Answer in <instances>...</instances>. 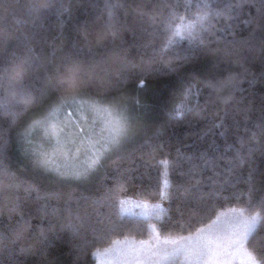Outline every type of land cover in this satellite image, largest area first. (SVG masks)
<instances>
[{"label":"trees","instance_id":"obj_1","mask_svg":"<svg viewBox=\"0 0 264 264\" xmlns=\"http://www.w3.org/2000/svg\"><path fill=\"white\" fill-rule=\"evenodd\" d=\"M29 2L30 0H18L9 13L0 19V37L5 32L9 34L7 54L15 51L18 56H23L25 47L19 44L17 38L22 39V33L31 35L34 31L35 36L31 41L33 53H44L52 61L45 66H35L33 71L25 73L24 84L28 91L36 96L40 89L48 87V78L55 76L57 65H60V71L64 72L59 57L69 50L73 39H80V42L85 44L80 55L81 79L84 83L78 88L63 85L51 89L47 98L39 104L26 105V98L18 97L13 110L20 114L14 123L9 117L0 116V125L9 129L6 135L11 137L6 159L0 157V164L8 165L9 170L15 172L21 180L31 181L40 187L39 193L35 190L26 193L23 185L19 189L0 193V204L3 203L4 195L18 197L15 210H12L11 203L0 206V232L7 236L6 239L0 240V264H9L17 259L23 261V264H44L45 258L38 254L42 247L41 226L49 237L47 258L54 260V264H74V261L76 264H97L95 249L104 250L112 246L114 241L124 238H149L151 230L147 223H144L145 218L123 215L119 201L124 197L161 201L159 183L163 178V160L170 162L169 177L173 185V198L171 205L167 201L165 208L168 212L164 217L153 218L151 221L160 235L195 234L197 229L210 224L216 219L217 213L227 208L245 207L248 212L258 210L247 205L248 185L245 181L249 171L255 169L254 183L258 189L264 187V150L253 152L249 160L234 169L233 177L239 178L234 179V187H228L225 193L233 195L227 200L218 198L215 207L207 213L203 212L199 201L194 198L197 194L187 196L181 188L176 187L189 182L188 175L182 174L189 173L193 166H196L201 186L207 191L213 180H223L224 176L228 175L225 170L236 156L237 149L246 152L248 143L264 145V134L254 126L264 94V83H261L259 78L264 53L256 50L225 55L223 41L216 39L218 36L232 39L233 31L239 38H246L253 31L258 37L261 29L255 24L246 23L249 16L255 13V9L245 5L238 16L233 14L232 20L227 19V14L216 15L213 11L214 18L210 21L212 29L205 33V38L210 43L202 54L203 59L197 65L202 68L209 62H218L219 70L209 76L212 79H223L229 70L237 73L241 90L232 93V99L224 103L222 97L229 95L230 89L225 87L218 93L204 85L202 80L206 77H202L201 81L196 82L192 95L187 100L191 110L187 111L182 119L168 121L165 105L172 107L169 98L176 85V76L163 70L167 67L164 61L176 62L175 51H160L165 41V21L169 10L166 7L152 8V5L174 3L175 0H121L124 8L117 12L116 20L119 24L128 25L135 22L136 30L134 34L123 29L115 38L105 29L108 19L104 8L106 0H65L70 6L69 10L63 11L59 17L55 10H52L37 21L26 22L31 21L24 7ZM179 2L181 7L175 15L184 16V23L195 19L198 12L204 11L196 6L199 0H191V7L188 9L183 6L185 0ZM204 2L211 3L213 9L218 6L222 9L223 4L235 3L236 0ZM137 5H143L146 14L142 15ZM2 15L0 12V16ZM226 24H232L233 27H226ZM84 29L87 30V41L81 39V31ZM146 44L147 47L144 46ZM186 45L187 41L184 40L179 46ZM89 46L92 51H89ZM0 47L3 45L0 44ZM118 56L126 57V61L121 63ZM244 68L248 71L245 72ZM157 69L161 70L159 74H156ZM145 72L151 74L145 77ZM253 75L256 76L254 81ZM133 77L136 79L133 80ZM141 78L147 86L146 91L140 85ZM126 79L128 83L123 84ZM3 89L4 85L0 82V96L4 95ZM137 90H140L139 97ZM73 95L98 98L112 107L120 103L136 107L134 101L137 98L141 99V103L146 99L150 105L143 118L138 122L134 121L135 135L102 158L98 170L90 179L82 182L62 178L49 170L35 168L18 143V135L30 119L42 115L51 104L61 98ZM218 121L223 122L222 127L216 126ZM162 124L164 127L159 136L153 135ZM253 133H256L255 140H251ZM241 137L246 141L244 145L240 143ZM145 140L150 143L146 144ZM125 168L129 171L125 174L123 182L116 186L115 177ZM217 173L221 175L217 176ZM8 183L7 176H0V185ZM191 183H195V180ZM50 192L59 195L49 198L45 194ZM259 195L257 191L253 198L258 199ZM41 205H46L49 213L55 208L56 213L43 216L37 212ZM70 213L73 222L81 225V230L86 233L89 242L87 254L79 260L75 257L73 242L66 226ZM101 217L122 222V226L107 236L94 233L90 224ZM22 218L28 220V224L22 227L17 238V226L18 223L22 224ZM137 224L142 226L136 227ZM253 245L257 248L264 246V233H257L253 238ZM21 248L28 251L22 253Z\"/></svg>","mask_w":264,"mask_h":264},{"label":"snow or ice","instance_id":"obj_2","mask_svg":"<svg viewBox=\"0 0 264 264\" xmlns=\"http://www.w3.org/2000/svg\"><path fill=\"white\" fill-rule=\"evenodd\" d=\"M18 0H0V12L3 13L0 19L4 18L9 13L10 9L16 4ZM250 6L255 9V13L250 15L246 23L255 24L261 29L259 36L255 34V31L250 32L246 38H239L233 31L231 33L232 39H227L224 36L216 37L217 41H223L225 55H231L241 52H254L259 50L264 53V0H236L235 3H225L222 9L218 6L213 9L211 3L199 0L197 7L203 9V12H198L195 19L188 20L184 23V16H176L175 13L181 7L179 0H175L174 3L153 4L152 8L166 7L169 10V16L165 21V41L162 43L160 51L163 52L167 49H173L175 51L174 60L164 61L166 68L163 70L166 73H173L176 76V85L173 87L170 94L171 108L165 105V113L168 121L174 119H182L187 111H190L187 100L192 95V90L195 87L197 81H201L202 77H206L202 80L204 85L214 89L216 92L222 91L225 87L230 89L229 95L223 96L224 103H228L232 99V93L240 91V80L238 74L228 71V75L223 79H212L209 74L219 70L218 62H209L206 66L199 68L197 65L203 59L202 54L208 48L210 41L205 38V33L212 29L211 19L212 12L215 11L216 15L227 14V19L232 20L235 14L238 16L240 10L244 6ZM184 8L191 7V0H185ZM27 10L28 16L31 21L39 20L46 13L55 10L59 17L63 11L69 10V5L65 3V0H30L29 3L24 5ZM108 14V19L105 24L106 32L112 37H116L117 34L127 29L135 34L136 24L132 25L119 24L116 20V14L124 8V4L121 0H106L104 5ZM138 10L142 15L146 14L143 11V5H137ZM179 20V23L176 21ZM63 21H61V25ZM226 27H233L232 24H226ZM142 30H145L142 28ZM35 36V32L28 34L22 33V39L17 38L19 44H23L25 47V54L18 56L15 51L7 54V43L9 40V34L5 32L0 37V82L4 85V95L0 96V116L9 117L14 123L18 117L19 112L13 110V106L17 103L18 97H25V104L31 103H43V101L50 94V90L69 85L71 87H80L84 83L81 79L82 61L80 59L81 50L85 47V44L80 42V39H73L72 45L67 52L59 57L60 62L64 67V72L60 71V65L56 66L55 76L48 78V87L40 89L38 95L33 96L32 92L28 91L27 86L24 84L25 73H30L34 70L35 66H45L52 61L44 54L35 55L31 46V41ZM87 30L81 31V39L87 41ZM179 38V40L177 39ZM186 40L187 45L180 47V43ZM19 44L17 46H19ZM147 47L148 45H144ZM155 50V49H154ZM89 51H92L89 46ZM215 51V50H213ZM121 63L126 61V57H117ZM239 57L238 61L239 62ZM247 59V57H244ZM255 59V57H253ZM245 72L247 68L243 69ZM106 72V69L104 70ZM160 69L156 70V74L160 73ZM151 73L145 72L143 75L146 77ZM259 78L261 83H264V60L261 61V67L259 72ZM136 79L133 77V80ZM253 81L256 76L253 75ZM127 84L128 80L122 82ZM140 85L147 90V86L144 83V79H140ZM140 90H137V96L139 97ZM75 99V98H73ZM65 101L61 100L58 104L54 102L51 116L55 117L56 113L61 110L65 105ZM81 107L91 108L93 111L111 117V119H104L103 126L99 129L98 138L92 139V135L95 133V125L89 130L87 137L82 133L86 129L80 127V119L76 117L70 122L66 123L64 128H61L56 122H49L47 119L43 122L44 126L50 129L49 147L51 151L40 152L38 156L35 153L29 151V144L27 142V131L23 136H19L18 143L26 158L31 160L33 166L41 170L55 169V171L62 176H71L72 178L80 181L88 180L92 174L101 165L102 158L113 149L118 148L128 139L135 135L131 131L134 121H140L144 114L149 110L150 105L145 99L141 103V99H135L134 103L136 107H130L127 103H120L115 107L104 106L100 99L89 97L82 100ZM216 126H223L222 121H218ZM254 126L260 133L264 134V94H262L261 104L259 107V116L254 122ZM164 127L162 124L160 128L153 134L159 136L161 129ZM65 128L68 131H65ZM9 132L8 128H4L0 125V157L6 159V152L9 147L11 137L6 135ZM256 139V133H253L251 140ZM22 142V143H21ZM145 143H150L149 140H145ZM241 145H244L246 141L243 137L240 139ZM162 146V145H161ZM229 147H232L229 145ZM84 149L85 162L77 167L71 168V162L78 159L81 154V149ZM264 150V145L256 143H248L247 151L242 152L241 149L236 150V156L230 162L229 166L225 170L228 175L224 176L223 180H213L212 186L207 191H204L201 186L200 179L197 175L196 166L190 170L189 173H183L182 175H188L189 182L185 185H177L181 188L184 195L193 196L200 203L201 209L204 213L211 211L215 207V202L218 198L223 197L227 200L233 193H225L228 187H234V179L239 177H233L234 169L242 166L246 160H249L253 152L257 150ZM62 157L64 161L63 168L57 163V158ZM164 166L162 173V181L159 183V195L161 200L169 201L171 205L173 187L172 181L169 177L170 162L168 160L161 161ZM207 164L208 162L205 161ZM129 169H122L121 172L115 177L117 185L119 186L123 182V178ZM255 169L249 171L246 183L248 190L247 205L248 207L258 209L257 211L248 212L247 208H232L224 213H217L216 219L204 228L197 229L195 234H189L187 237L183 236H161L157 230L156 225L152 224L153 218H163L168 212V209L164 208L161 203L149 204L146 200H140L137 202V206L143 209L141 215L145 218L144 223H147L148 228L151 230V236L147 241H114L113 246L104 249L94 250V256L100 259L110 258L113 264H233V261L237 257H241L246 261V264H264V246L259 248L253 245V238L258 232L264 233V187L257 188L253 180V172ZM221 173H217V176ZM0 176H7L9 183L7 185H0V193H4L7 190L19 189L24 186L25 192L35 190L40 192V187L28 180H21L18 178L15 172L9 170L8 165L0 164ZM195 180V183H191ZM259 191L260 195L258 199L253 198V194ZM47 197L58 196V193L50 192L45 194ZM108 197L106 196L105 199ZM3 203L0 206H7L12 204V210L17 207L18 197H11L4 195L2 197ZM121 212L130 211L127 208V201L120 200ZM38 213H42L43 216L50 214L54 215L56 209L53 208L51 213L48 212L46 205H41L37 209ZM71 213L67 220V228L69 229V235L73 242V248L75 257L79 260L80 257L87 254L89 242L86 239V233L82 232L81 225L73 222L71 219ZM31 217H29L30 219ZM78 218V214H77ZM28 224V220L22 218V224L18 223V230L16 232L17 238H19L20 230L24 225ZM122 226V222L113 221L101 217L98 221L90 224V227L94 233H98L101 236H107L112 232L117 231ZM142 224H137L136 227H141ZM9 227V226H4ZM41 236V249L38 254L45 258L44 264H54V260L47 258V248L49 237L46 234L44 228H40ZM5 233L0 232V240L6 239ZM22 253H26L28 250L21 248ZM9 264H23V261L14 260ZM76 264V261H74Z\"/></svg>","mask_w":264,"mask_h":264},{"label":"rangeland","instance_id":"obj_3","mask_svg":"<svg viewBox=\"0 0 264 264\" xmlns=\"http://www.w3.org/2000/svg\"><path fill=\"white\" fill-rule=\"evenodd\" d=\"M73 98H75V99H73ZM87 98H89V97H85V96H82V95H73V96L61 98L60 101L64 100L66 103L61 108V110H59L56 113L55 117L51 116L52 108L54 107V103H53V104H51L49 106V108L46 110V112L42 113V115H37L36 117H34V118L29 120V123L26 124L25 128L22 129V131H20V134L18 135V139H19V136H23L25 134V132L27 131V133H28L27 142H28V144L30 146L29 151L31 153H35V155L38 156L40 152H43V151H49L50 152L51 151V149L49 147L50 129H48V128H46L44 126L43 122L45 121V119H47L50 123L53 122V120H54V122H56L61 128H64L66 123L70 122L72 119H74L76 117H79V119L81 121L80 127L86 129V131L84 133H82L83 136L87 137L89 135V130H91L92 126L95 125V133L92 135L91 138L92 139L98 138L99 129L103 126L104 119H111V117L107 116L106 114L105 115H101V114L93 111L91 108L81 107V103L80 102L82 100L87 99ZM60 101H56L55 103L58 104ZM101 103L104 106L112 107V106L108 105L107 103H105L104 101H101ZM112 104H115V103H112ZM114 106H116V105H114ZM65 131H68V129L65 128ZM131 131L134 132V133L136 131V126H135L134 122L132 124ZM109 153H107L104 157H106ZM84 162H85V154H84V149L82 148L81 149V154L79 155L78 159L71 162V168H77V167L81 166ZM57 163L60 164L62 166V168H63L64 161H63L62 157H58L57 158ZM49 171H51V172H53L55 174H58L55 171L54 168L53 169H49ZM58 175L60 177H62V178H67V179H71V180H74V181H77V182H82L80 180H76V179L72 178L71 176H62L60 174H58ZM122 199L126 200L128 202L127 203V208L130 209V211H125L123 213L121 212L123 215L134 216V217H142V218H144L141 215L143 209H141L140 207L137 206V202L138 201L146 200L149 204H155V203L159 202V203L162 204V206L164 208H165V206L167 204V200L150 201V200L143 199V198H140V197H124V198H121L120 200H122ZM231 209L232 208H227V209L223 210L220 213L227 212V211H229ZM120 211H121V209H120ZM204 227H202V228H204ZM178 236H183V235H178ZM187 236H189V235H185L183 237H187ZM171 237H176V236H171ZM149 238L140 239V240L139 239H134V238H124V239H120L119 241L129 240V241L139 242V241H142V240L143 241H147V240H149ZM112 246H110V247H112ZM101 251H103V250H101ZM97 264H113V261L110 258H108V259H100V260L97 259ZM233 264H246V261L243 258H241V257H237L233 261Z\"/></svg>","mask_w":264,"mask_h":264}]
</instances>
